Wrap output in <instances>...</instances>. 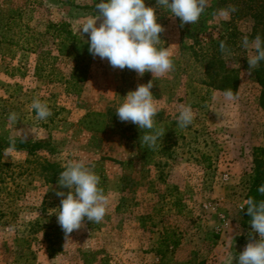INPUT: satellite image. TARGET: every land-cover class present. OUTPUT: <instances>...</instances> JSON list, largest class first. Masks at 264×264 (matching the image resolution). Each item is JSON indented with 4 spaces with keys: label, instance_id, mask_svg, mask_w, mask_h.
Segmentation results:
<instances>
[{
    "label": "rangeland",
    "instance_id": "obj_1",
    "mask_svg": "<svg viewBox=\"0 0 264 264\" xmlns=\"http://www.w3.org/2000/svg\"><path fill=\"white\" fill-rule=\"evenodd\" d=\"M214 1L196 24L182 26L157 0H145L164 27L158 47L174 61L170 73L153 77L89 53L88 35L77 29L100 0H0V264H227L231 255L237 264L259 238L239 210L255 148H264L260 87L242 46L253 22L219 18L226 7L212 12ZM61 23L78 42L53 26ZM221 41L230 54L220 51ZM207 65L211 74L236 71L235 101L205 84ZM149 80L155 127L164 130L154 149L140 144L144 130L115 113ZM34 101L47 104L51 116L40 120ZM182 105L195 114L186 128L175 122ZM89 112L103 114L86 121L100 131L80 124ZM19 141L36 146L17 147ZM76 159L93 167L109 204L100 223L85 219L65 235L55 193L68 190L57 178Z\"/></svg>",
    "mask_w": 264,
    "mask_h": 264
},
{
    "label": "clouds",
    "instance_id": "obj_2",
    "mask_svg": "<svg viewBox=\"0 0 264 264\" xmlns=\"http://www.w3.org/2000/svg\"><path fill=\"white\" fill-rule=\"evenodd\" d=\"M171 16L178 17L181 25L196 24L209 6V0H157ZM95 15L90 16L78 26L77 31L88 35V51L93 58L107 59L113 68H127L143 76L151 72L153 77H163L174 68L172 53L167 47H158L159 34L163 25L157 22L155 9L146 6L145 0H100L95 4ZM234 7L219 9L216 15L227 20L235 12ZM97 26V20L101 19ZM242 46L249 50L247 62L249 69H256L264 62V37L257 34L252 40L245 36ZM222 53L230 54L225 42L219 44ZM152 80L138 85L123 97L116 108V115L121 122H130L144 130L140 144L154 149L160 142L164 130L155 127L154 117L158 109L151 92ZM228 101H235L236 95L231 89L224 91ZM32 108L40 120L51 116V110L45 103L34 101ZM195 118L191 105H182L175 116L180 128L190 126ZM16 121L15 113L9 115ZM57 184L62 189L55 195L60 198V206L55 213L57 222L65 235L79 230L82 223L90 221L100 223L107 212L109 200L100 185V177L85 159L68 160L64 170L59 173ZM257 191L264 195V185ZM251 218V233L258 234V239L249 242L238 254L237 264H264V199L246 198L239 210H244ZM250 233V235H251ZM227 264H233V255Z\"/></svg>",
    "mask_w": 264,
    "mask_h": 264
},
{
    "label": "trees",
    "instance_id": "obj_3",
    "mask_svg": "<svg viewBox=\"0 0 264 264\" xmlns=\"http://www.w3.org/2000/svg\"><path fill=\"white\" fill-rule=\"evenodd\" d=\"M212 12L216 11L217 6H225L226 8L234 7L235 12L231 14L232 19L247 17L252 20L253 26L251 33L248 34V38H254L257 34L264 37V0H215L213 2ZM55 28L60 29L66 34V37L71 38L73 43L79 41L78 36L73 33V31L68 27L66 23H61L53 25ZM195 30L190 32V37L193 38V41H198V36ZM209 64V61H208ZM209 66H206V72L209 74L210 79L205 83L208 86H213L216 89L225 91L226 89H231L233 92L236 89V81L233 78L234 72L233 69H222L218 73H212L209 71ZM252 73L256 79L257 84L260 87V105L264 109V62H262L256 69L252 70ZM103 115L98 112H89L85 114L80 119V124H82L86 129L89 130H101L98 128L92 127L87 123V119L90 116ZM30 147L33 148L36 146V143H28L26 141H19L17 147ZM256 154L254 157V167L252 170L251 176V185L247 193V197H255L257 200L264 199V195L260 194L257 189L259 186L264 185V162L259 154L264 153V148L258 147L255 148ZM242 219L241 223L244 225L247 221H250V217L246 214V207L241 212ZM252 237V235L250 236Z\"/></svg>",
    "mask_w": 264,
    "mask_h": 264
}]
</instances>
